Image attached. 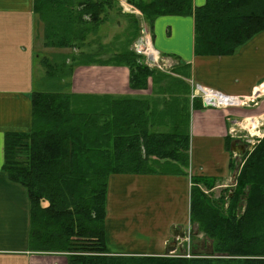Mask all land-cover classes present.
Instances as JSON below:
<instances>
[{
	"label": "trees",
	"instance_id": "trees-1",
	"mask_svg": "<svg viewBox=\"0 0 264 264\" xmlns=\"http://www.w3.org/2000/svg\"><path fill=\"white\" fill-rule=\"evenodd\" d=\"M124 1L149 25L159 17L192 18L195 56H231L264 32V0H205L197 8L192 0ZM112 2L34 0L43 46L58 49L70 48L77 40L83 43L88 32L106 21L102 16ZM83 18L92 28L81 27ZM98 56L75 59L74 67H126L132 91L147 90L149 79L156 84V70L141 64L132 52L105 61ZM42 64L52 78L51 64L48 60ZM184 69L182 77L187 79L189 67ZM53 87L58 91L32 93L30 132L7 133L3 142L2 171L27 193L30 251L63 253L67 264H264V137L245 156L225 202L211 203L197 186L201 180H192V243L194 236L201 235L210 242L211 253L194 254L191 259L115 257L108 251L104 227L108 179L186 175L181 168L187 169L189 161L188 86L182 80L169 83L166 92H172V104L165 101L168 106L162 110L158 108L161 93L150 105L144 99L81 97ZM180 88L182 100H177ZM165 118L168 131L158 129L166 124Z\"/></svg>",
	"mask_w": 264,
	"mask_h": 264
},
{
	"label": "crops",
	"instance_id": "crops-1",
	"mask_svg": "<svg viewBox=\"0 0 264 264\" xmlns=\"http://www.w3.org/2000/svg\"><path fill=\"white\" fill-rule=\"evenodd\" d=\"M112 1L120 5L119 0ZM192 1L195 8L205 3V0ZM33 2L0 0V264H67V256L63 253H39L28 249L30 215L27 193L21 186L10 182L2 171L4 135L30 132L31 95L38 92L36 78L41 76L39 54L35 50L40 27L33 12ZM126 5L129 6L121 3V6ZM144 23L154 49L167 65L176 63L189 67L191 90L200 86L246 100L264 94L255 93L264 85V32L231 56H195L192 18L166 16L157 18L151 25ZM100 27L106 29L104 32L117 28L120 30L117 33L124 28L113 13ZM67 89L70 92L65 93L81 97L141 99L143 96L140 91L130 90L127 68L109 64L75 67L68 76ZM209 113L217 116L207 117ZM222 113L207 109L191 113L190 165L194 176V172L206 177H222L227 173L229 157L224 152V136L228 113ZM263 119L264 115L247 118L243 124L251 127L258 123V129L263 126ZM188 193L189 180L186 177L112 176L108 183L104 221L107 247L114 248L110 249L111 253L155 257L165 253L170 246H167L170 237L178 238L179 232L188 224ZM154 208L159 210L157 216L164 217V221L152 214ZM147 216L151 223L160 226L147 240H141L144 250L139 251L132 245L138 243L139 238H130V235H143L141 217ZM122 238L131 240L121 242ZM117 242L126 243L125 250H117Z\"/></svg>",
	"mask_w": 264,
	"mask_h": 264
},
{
	"label": "rangeland",
	"instance_id": "rangeland-1",
	"mask_svg": "<svg viewBox=\"0 0 264 264\" xmlns=\"http://www.w3.org/2000/svg\"><path fill=\"white\" fill-rule=\"evenodd\" d=\"M95 1V0H94ZM120 5L115 2L109 4V9L102 16V18L109 20L110 14L113 13L115 16L119 18V23H122L124 28H121V33H117V28H115L112 31H105L106 29H101V25L95 29V32L86 34V38L84 42H80V40L74 41L70 48H45L43 46L44 40L42 37L43 33V26L42 24L38 23L40 27L39 35L37 38V42L35 44V50L36 53L39 54L38 60L40 64V74L41 79L36 78L37 86L36 89L42 92L45 91H58L56 88L53 87V85L57 86L59 91H62L63 93L67 92L68 88V76L71 75L72 71L75 69L74 66H76L77 62L75 59L82 58L89 54H98V60H107L111 56H115L118 53L122 52H132L136 56H139L141 64L145 65V58L141 55H137L134 51V44L135 42L140 38L141 29L144 27V20L142 19V16L140 12L135 11L133 7L129 6H121V3L127 4L124 0H119ZM148 1V0H146ZM88 18V17H87ZM87 18L82 19V25L81 27H90L92 28V24L90 21L87 20ZM137 23V25H136ZM87 24V25H86ZM80 27V28H81ZM125 29V30H124ZM124 30V31H123ZM134 31V32H133ZM148 31V30H147ZM149 32V31H148ZM149 37L150 33H149ZM107 38V40H106ZM151 40V39H150ZM152 44V43H151ZM153 47V45H152ZM154 49V47H153ZM155 50V49H154ZM63 57L64 59H60V57ZM66 56V57H65ZM43 60H48V63L51 64L53 68V74L51 75L52 78L48 77V73L46 68L43 66ZM166 62V61H165ZM139 63V61H138ZM159 65L162 69H159L158 67H148L149 69H155L157 72L156 78L157 81H155L156 84L152 83V80H148V89L147 90H141L143 96L141 99L146 100L148 103H155L156 98H158L155 94L161 93V96L159 97L162 103L159 105V110L166 109L168 102L170 99H172L169 92H166V87L169 83L173 82V85L177 80H182L184 84L188 86V92L186 95L187 104L185 103V107L188 106V112H189V125H188V136H189V147H188V167L187 169L181 168L183 173H185V176H179V177H186L189 180V206H190V189L192 187V180L199 178L201 181L199 184H197L199 190L208 198V200L211 203H217L221 204L226 201V196L230 190V188H234L233 186V173L236 168L239 169L243 165V161L245 156L250 154L253 149L259 144V142L264 137V119L261 121V124L263 126L260 128L258 135H253L251 130L252 128L249 125L244 126L243 121L247 118L252 117H262L264 115V94H261L260 97L255 99L253 102H250L246 106L241 107H229V108H204L201 102V98L196 97L194 95V85H192L194 88L191 90V83L188 80L189 78L185 79L182 77V74L187 70L184 69L181 65H178L176 63H171L170 65L163 64L159 62ZM126 68V67H125ZM128 69V68H127ZM50 75V74H49ZM166 76V77H165ZM48 78L49 81H45V79ZM43 79V80H42ZM42 80V84L41 81ZM52 80L54 82H52ZM49 84H51L52 88H49ZM42 85V88H41ZM69 91V90H68ZM70 92V91H69ZM180 94V97H176L177 100H182L183 91H178ZM185 92V91H184ZM165 95V96H164ZM194 96V97H193ZM121 98V97H119ZM164 101V102H163ZM175 107L177 108L179 106V103L177 101H173ZM170 104H172V101H169ZM173 105V106H174ZM151 108V107H150ZM180 109V107H178ZM207 110H213L214 112L218 113H228V115L225 116L226 118V130H225V136H224V152L229 157V163L227 168V173L225 176L222 177H206L202 173H196L195 176L193 175L192 168L190 165V157H191V148H190V137H191V129H190V119H191V113L196 111H206ZM181 110V109H180ZM230 110H236V111H230ZM228 111V112H227ZM223 114V113H222ZM216 113H209L207 117H216ZM168 116H166L167 118ZM165 118V119H166ZM164 119V120H165ZM166 124L161 126L160 130L168 131L170 128L168 125L170 124L168 119L165 120ZM248 124V123H247ZM235 142L238 145L242 146L244 145L245 152L244 154H236L235 152H231V143ZM199 174V175H197ZM201 174V175H200ZM112 176H128V175H112ZM108 179V183L110 178ZM158 176V175H157ZM108 194V193H107ZM153 215H160L159 210L157 208L153 209ZM189 214V209H188ZM160 218V221H164L165 218L161 216H157ZM189 217V216H188ZM142 225L141 226V232L143 235L139 234L137 235H130L131 237H137L140 240L136 244H132L138 249L139 251L144 250V242L141 240L146 238V240L153 235L155 232L154 230L160 226V224L157 223H151L149 217L147 218L141 217ZM190 220V217H189ZM194 228L190 225V221H188L187 226L185 228H182V233L184 232L185 237L184 238H176L175 240L170 237V242L167 244L171 246L172 242H175L176 250L173 252H170L168 255H165V253L161 254L159 257H166V258H187L191 259L195 256H204L211 253L210 248V242H207L203 239L201 235L194 236V244L192 243V232ZM130 238H122L121 242L123 241H129ZM110 238V242H111ZM117 242V250H125L123 247L126 245V243ZM107 244V239H106ZM108 245V244H107ZM114 249L110 246L108 247V251L111 256L115 257H130V256H124V255H116L112 254V250ZM116 250V251H117ZM135 257H142V256H135Z\"/></svg>",
	"mask_w": 264,
	"mask_h": 264
},
{
	"label": "built area",
	"instance_id": "built-area-1",
	"mask_svg": "<svg viewBox=\"0 0 264 264\" xmlns=\"http://www.w3.org/2000/svg\"><path fill=\"white\" fill-rule=\"evenodd\" d=\"M140 38L134 44V51L137 55H141L145 58V64L147 67H158L160 63L166 64L165 60L160 58V55L153 49L149 32L145 27L141 29ZM194 95L201 98V102L204 108H229V107H243L246 106L249 101L253 102L259 96L253 95L251 98L242 99L232 96L224 95L215 90L195 86ZM194 97V96H193Z\"/></svg>",
	"mask_w": 264,
	"mask_h": 264
},
{
	"label": "water",
	"instance_id": "water-1",
	"mask_svg": "<svg viewBox=\"0 0 264 264\" xmlns=\"http://www.w3.org/2000/svg\"><path fill=\"white\" fill-rule=\"evenodd\" d=\"M260 130V129H259ZM238 144L237 143H235V142H232L231 143V151L232 152H235L236 154H240V153H242V154H244V152H245V149H244V145H242L241 147L240 146H237ZM238 170L239 169H236L235 171H234V173H233V186L235 185V178H236V176H237V174H238ZM178 237L179 238H184L185 237V234H184V232L182 233V232H179V235H178ZM176 245H175V242H172V244H171V246H169V247H167V249H166V251H165V255H168L170 252H173V251H175L176 250V247H175Z\"/></svg>",
	"mask_w": 264,
	"mask_h": 264
},
{
	"label": "bare ground",
	"instance_id": "bare-ground-1",
	"mask_svg": "<svg viewBox=\"0 0 264 264\" xmlns=\"http://www.w3.org/2000/svg\"><path fill=\"white\" fill-rule=\"evenodd\" d=\"M260 92H264V85H263L261 88L256 89V91H255L256 94H257V93H260ZM251 122H252V121H251ZM244 126H246V125H244ZM256 126H258V123H253V124L251 125V127H254V129L251 130V132H252L253 135H258V133H259V128L256 129V128H257ZM259 127H260V126H259Z\"/></svg>",
	"mask_w": 264,
	"mask_h": 264
}]
</instances>
